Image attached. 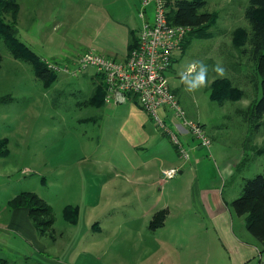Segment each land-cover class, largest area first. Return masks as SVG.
<instances>
[{
    "label": "rangeland",
    "instance_id": "rangeland-1",
    "mask_svg": "<svg viewBox=\"0 0 264 264\" xmlns=\"http://www.w3.org/2000/svg\"><path fill=\"white\" fill-rule=\"evenodd\" d=\"M21 1L23 0H18ZM204 1L206 6L201 12L213 14L215 22L211 27L202 29L201 34L204 37H188L187 48L175 54L167 79L188 116L195 120H198V117L208 134L212 132L215 135V138L211 135L213 136L211 149H202L206 163L200 169L205 174V179L201 181L216 182L215 173L222 180L218 167H223L227 162L236 163L233 168L235 176L230 179L225 177V187L220 184L224 188L225 198L234 199L241 196L246 179L264 172V116L260 119L252 116V105L263 95V76L258 68L259 59L255 57L254 46L250 42L252 27L246 18L250 0ZM78 10L80 12V7ZM7 19H11L10 15ZM75 19V16L71 15L69 21ZM37 22L32 21L29 27L23 22L20 27L17 25V36L20 41L42 55L46 50H50L51 53L55 51L56 57L53 58H57L61 63H58L59 65L73 67L74 64L68 61L75 58L74 53L77 51L74 48L78 46L76 41L81 33L50 31L51 35L45 33V36L46 39L51 37L53 43L45 45L40 37L39 39L33 37L32 42L28 36L37 37L41 32ZM44 23L51 26L53 20H45ZM241 31H245L246 36H243ZM236 33L238 37L235 42ZM64 35L67 42L63 41ZM0 54L2 56L0 99L7 96H12L13 99L0 103V139L6 137L10 140V156L0 160V163L4 164L7 170L13 171L16 168L8 180L12 182L11 189L3 195V200L21 192H33L52 205L56 235L59 237L63 234V238H60L52 252L58 254L61 261L46 259L39 263L65 264L68 255H64V241L69 237L71 226L63 220L62 211L66 205L76 204L82 199L78 192L83 171L81 166H72L68 172L73 175L74 181L70 184L72 187L65 186L61 171L53 170V159L78 162L80 158L89 157L99 158L102 162L108 163L115 135L110 131L106 136L102 132L103 125L99 122L80 121L98 114L96 108L79 105L86 101L93 91L94 84L89 77L95 73L93 68L86 71L89 76L81 74L62 76L63 78L51 88L46 89L41 80L34 75L32 67L24 61L15 59L1 38ZM44 56L49 58L48 61L53 60L52 56ZM194 61L203 62L208 73L206 84L190 92L181 77ZM217 67L222 68L223 72H218ZM197 70L198 68L190 75H194ZM224 79L230 80L232 86L243 93L240 99H227L222 102L212 100V86L217 80ZM167 126L173 129L172 125ZM102 167L113 174L114 171L107 164ZM91 168L95 166L91 165ZM43 178L48 182L47 185L42 183ZM109 188L113 195L108 194V202L98 200L101 206L90 210L89 214L87 211L83 219L106 218V212L102 211V207L104 208L107 203L115 207L107 214L111 222L108 220L110 224L105 230L109 237L130 240L109 245V252H112L114 258H124L126 264L228 263L225 250L219 242L218 229L197 217V212L193 211L195 208L182 209L178 203L182 202V199H176L173 193L162 198L156 191L143 197L141 204L132 195L117 196L120 190L126 189L122 180L110 181ZM166 201L173 205L172 217L165 225L161 224L152 228L153 231L150 230L148 225L145 226L147 220L142 215H145L149 207L155 209L163 207ZM123 203L134 204V207L119 210L118 205ZM174 204L178 205V209ZM126 216L130 217L127 221ZM120 220L125 221L124 224L121 223L124 227H115ZM80 230L85 231L83 224ZM139 232L142 237L147 238L146 241L142 240L140 245L137 239ZM45 236L47 235H44L43 242L46 246H51L49 237ZM150 240L153 241L149 242ZM207 257L210 260L206 259Z\"/></svg>",
    "mask_w": 264,
    "mask_h": 264
},
{
    "label": "crops",
    "instance_id": "crops-1",
    "mask_svg": "<svg viewBox=\"0 0 264 264\" xmlns=\"http://www.w3.org/2000/svg\"><path fill=\"white\" fill-rule=\"evenodd\" d=\"M168 1L170 2L169 7H172L171 5L177 0ZM19 5L17 22L19 27L21 22L29 27L32 21H38V29L41 32L37 37L28 36L32 42H34L33 37L35 39L40 37L42 43H46L45 45L53 43L51 37L46 39L45 36V33L51 35L50 31H79L81 33L76 41L78 46L74 48L77 51L74 53L75 58L68 61L71 64H74L75 60L90 50L108 58L125 60L143 23L139 17L142 0H23L19 2ZM78 7H80V12ZM151 8L148 9L150 20L152 19ZM71 15L76 18L72 22L69 21ZM50 19L53 20V23L51 26H47L44 21ZM63 41L67 42L65 35ZM26 45L32 49L28 44ZM36 54L43 60L49 59L44 55L56 57L55 51L51 53L50 50L43 52L44 55L38 52ZM52 61L60 63L57 58H53ZM86 74H81V76H89ZM59 75L60 78L66 76ZM89 77L94 84L90 98L101 77L96 72ZM87 100L79 105L96 108L98 114L80 121L99 122L100 125H103L102 132L106 136L110 131L114 132L115 140L108 163L102 162L99 158L89 157L80 158L78 162L53 159V170L61 171L60 175L64 177L62 182L65 186L72 187L70 184L74 181L73 175L68 173L72 166H81L83 171L81 173L82 183L78 192L82 199L76 204L66 205L62 211L63 220L71 226L69 237L64 241V255H68L65 264H126L124 258H114L112 252H109L110 244L130 240L129 238L109 237L107 234L106 230L111 222L110 218H107V214L115 207L109 206L108 203L104 205V208L102 207V211L106 212V218L83 219L87 211L89 214L90 210L101 206L98 204V200L108 202V194L113 195L109 192L110 181L116 180H122L123 186L126 187V189L120 190L117 196L132 195L142 204L143 197L156 191L162 198L173 193L176 199H182V202H178L182 209L192 210L195 208L193 211L197 212V217L218 229L217 235L225 250L227 264H264V251L261 244L249 233L245 217L237 216L231 206L237 198L226 199L224 195V179L235 176L233 168L236 163L227 162L223 167H218L222 180L215 173L216 182L204 183L201 180L205 179V174L200 171L202 165L206 163L205 153L202 152L204 147L195 141L187 131L179 127L178 134L189 155L188 158H184L180 156L178 148L170 137L159 129L136 101L132 100L123 105H107L104 102L99 106H92L88 104ZM160 114L168 125L173 126L172 120L165 116L164 111L161 110ZM189 118L191 117L189 116ZM191 119L200 123L198 117V120ZM200 124L207 132L205 125ZM210 133L208 135L213 140L215 135ZM8 141L9 153L7 155L0 154V160L10 156V140L8 139ZM104 164L111 167L114 171L113 174L103 169ZM91 165H94L95 168H91ZM173 167L179 169V175L164 180L162 170ZM13 171H16V168ZM13 171L7 170L5 165L0 163V264H41L46 259L61 261L60 256L52 251L56 248L60 238H63V234L58 237L54 226L51 232L40 234L30 218L28 209H13L9 206V202L23 192L3 200V195L11 189L12 182L8 180ZM42 183L48 184L44 178ZM220 184H223V187ZM42 199L45 200V198ZM45 201L51 205L47 200ZM67 206L78 208V217L75 223H70L64 218L63 213ZM172 206L166 201L163 207L156 209L149 207L145 215H142L147 220L145 226L148 225V228L152 230L151 223L161 211L166 213L163 220L165 225L174 213ZM175 206L178 209V205ZM132 207L134 204L123 203L117 208L126 210ZM126 217V221L130 219V217ZM122 222L121 220L117 221L115 227H124L121 226ZM81 224L85 227V231L80 230ZM126 225L129 224L126 223ZM44 235L49 237L51 246H46L43 242ZM137 239L138 245H140L142 240L146 241L147 238L140 234ZM206 259L210 260L209 257Z\"/></svg>",
    "mask_w": 264,
    "mask_h": 264
},
{
    "label": "built area",
    "instance_id": "built-area-1",
    "mask_svg": "<svg viewBox=\"0 0 264 264\" xmlns=\"http://www.w3.org/2000/svg\"><path fill=\"white\" fill-rule=\"evenodd\" d=\"M169 5L168 0H142L139 17L143 23L137 33V44L125 60L108 58L90 50L83 53L73 67L43 61L49 70L61 75L76 76L93 68L105 85V104L123 105L136 101L159 129L170 137L180 156L188 158V152L177 134L179 127L208 150L212 147V139L200 123L189 118L167 79L175 54L182 51L183 43L192 30L169 22ZM149 8L152 9L151 20L148 18ZM161 110L172 120L173 129L160 115ZM178 172L176 167L163 169L162 177L164 180L172 179Z\"/></svg>",
    "mask_w": 264,
    "mask_h": 264
},
{
    "label": "trees",
    "instance_id": "trees-1",
    "mask_svg": "<svg viewBox=\"0 0 264 264\" xmlns=\"http://www.w3.org/2000/svg\"><path fill=\"white\" fill-rule=\"evenodd\" d=\"M19 6L18 0H0V38L5 42L13 57L28 63L32 67L34 75L41 80L46 89H49L59 80L60 75L49 70L43 59L18 38ZM205 6L206 2L204 0H177L170 9L168 19L171 24L192 29L183 43L182 51L187 48L189 36L202 38L204 37L201 34L202 29L211 27L214 24L215 16L213 14L201 12ZM8 15L11 19H7ZM246 18L252 27L250 42L254 46L255 57L259 59L258 68L263 76L262 98L252 105V116L260 119L264 116V0H250ZM241 34L246 36L245 31H241ZM237 37L238 33L234 37L235 42ZM136 44L137 36L131 50ZM1 63L2 56L0 54V66ZM99 80L100 82L94 93L87 100L89 105L99 106L104 103L105 85L101 78ZM174 93L177 95L175 91ZM242 96L243 93L232 86L231 81L228 79L217 80L212 86L211 98L214 101L238 100ZM12 100V96H7L1 98L0 103ZM8 142V139L0 140V154L7 155L9 153ZM9 206L13 209H28L30 218L40 233L46 234L53 230L55 223L54 210L37 194L23 192L10 201ZM231 206L237 216L245 217L249 233L258 240L264 251V172L244 181L241 196L235 199ZM63 214L68 222L75 223L78 217V208L67 206ZM165 214V211L158 213L151 223V228L163 224Z\"/></svg>",
    "mask_w": 264,
    "mask_h": 264
},
{
    "label": "clouds",
    "instance_id": "clouds-1",
    "mask_svg": "<svg viewBox=\"0 0 264 264\" xmlns=\"http://www.w3.org/2000/svg\"><path fill=\"white\" fill-rule=\"evenodd\" d=\"M195 71L194 75H190L194 70ZM218 72L222 73L223 69L217 67L216 69ZM208 69L207 66L203 62H193L187 69V72L182 74V81L187 87L188 91H193L201 86H204L206 84V77H207Z\"/></svg>",
    "mask_w": 264,
    "mask_h": 264
},
{
    "label": "bare ground",
    "instance_id": "bare-ground-1",
    "mask_svg": "<svg viewBox=\"0 0 264 264\" xmlns=\"http://www.w3.org/2000/svg\"><path fill=\"white\" fill-rule=\"evenodd\" d=\"M172 141V140H171ZM174 144V143H173ZM175 145V144H174ZM176 146V145H175ZM177 147V146H176ZM178 148V147H177ZM178 151H179V149H178Z\"/></svg>",
    "mask_w": 264,
    "mask_h": 264
}]
</instances>
